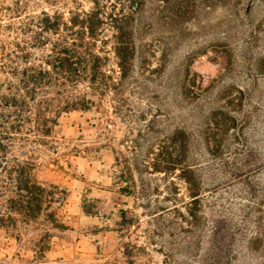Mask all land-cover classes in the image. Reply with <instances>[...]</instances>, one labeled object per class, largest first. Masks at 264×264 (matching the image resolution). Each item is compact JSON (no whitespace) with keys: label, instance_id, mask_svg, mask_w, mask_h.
I'll return each mask as SVG.
<instances>
[{"label":"rangeland","instance_id":"1","mask_svg":"<svg viewBox=\"0 0 264 264\" xmlns=\"http://www.w3.org/2000/svg\"><path fill=\"white\" fill-rule=\"evenodd\" d=\"M83 36L95 85L46 81L19 123L21 69ZM8 135L45 196L0 264H264V0H0Z\"/></svg>","mask_w":264,"mask_h":264},{"label":"trees","instance_id":"2","mask_svg":"<svg viewBox=\"0 0 264 264\" xmlns=\"http://www.w3.org/2000/svg\"><path fill=\"white\" fill-rule=\"evenodd\" d=\"M76 22V19L72 20L73 24H76ZM89 24V21L85 22V26L91 29ZM53 26L54 24H51L48 28L51 30L54 28ZM84 40V36L73 37L72 39L66 38L61 42V47L49 55V58L45 61V66L24 67L21 69L18 87L20 93L12 98L6 97L5 100L8 105L16 107L17 116L21 117L18 120L19 123L30 120V117H24V113L31 110L28 100L35 97L37 88L44 86L46 81L49 85L74 86L80 82H85L89 86L95 85L100 73V57L90 51L87 45H84ZM83 46L85 49H83ZM117 53L121 59L120 64L123 66V61L128 54V47L118 45ZM86 94L84 93L78 102L73 101L70 103V99H68L66 107L87 108L90 106L91 99H88ZM36 120L40 124V116H37ZM49 121L55 122L54 119H44L43 134H48L51 131ZM21 127L22 125L19 124L17 129L20 130ZM4 138H6V142L0 136V153H6L14 140L13 135ZM0 164L2 171L6 173V180L3 181L4 184L1 186L4 189H0V193L4 194L5 190L13 193V196L8 199V205L4 212L0 213V228L4 226L6 228L16 227V223L19 221L18 216L26 221L38 216L42 208L45 188L36 182L32 176L33 164L30 161L6 159L3 163L0 159Z\"/></svg>","mask_w":264,"mask_h":264}]
</instances>
